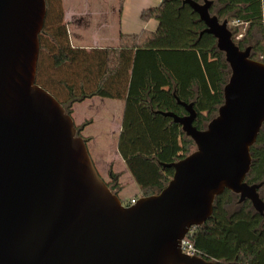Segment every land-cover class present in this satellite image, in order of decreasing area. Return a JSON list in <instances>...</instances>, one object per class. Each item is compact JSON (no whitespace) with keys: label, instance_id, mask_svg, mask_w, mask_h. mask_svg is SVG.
<instances>
[{"label":"water","instance_id":"1","mask_svg":"<svg viewBox=\"0 0 264 264\" xmlns=\"http://www.w3.org/2000/svg\"><path fill=\"white\" fill-rule=\"evenodd\" d=\"M217 39L230 65L224 102L205 129L160 111L196 145L173 163L167 185L126 205L99 174L86 140L61 102L37 83L46 0H0V264H216L183 251L192 227L213 214L225 190L264 215L246 180L264 124V62L233 39L213 0H184Z\"/></svg>","mask_w":264,"mask_h":264},{"label":"trees","instance_id":"2","mask_svg":"<svg viewBox=\"0 0 264 264\" xmlns=\"http://www.w3.org/2000/svg\"><path fill=\"white\" fill-rule=\"evenodd\" d=\"M124 1L120 0L121 9ZM213 2L211 14L247 23L238 45L252 46L256 52L252 57L264 62V43H254V36L264 39V0ZM46 3L37 83L69 113L73 103L94 96L124 100L119 153L141 195L158 193L174 174L173 168L162 163L178 161L196 148L182 126L160 111L187 113L176 94L194 104V125L205 129L224 102L230 65L218 49L217 39L210 33L201 35L206 25L184 0H162L141 12L142 20L159 22L156 31L121 34L117 46L87 50L71 43L63 0ZM238 27L235 29L241 33ZM251 154L246 180L264 182V124ZM116 176L111 174L113 182L107 184L119 194L122 186ZM238 198L230 190L217 196L212 216L203 225L192 227L187 237L203 257L216 264H264V215L250 201L239 202Z\"/></svg>","mask_w":264,"mask_h":264},{"label":"crops","instance_id":"3","mask_svg":"<svg viewBox=\"0 0 264 264\" xmlns=\"http://www.w3.org/2000/svg\"><path fill=\"white\" fill-rule=\"evenodd\" d=\"M161 1L125 0L121 9L120 0H63L64 22L74 47H113L118 45L121 34L156 31L159 22L142 20L141 12ZM124 108L122 99L94 96L73 103L70 114L99 174L106 182H113L111 174H118L115 178L122 186L118 195L129 201L142 195L118 149Z\"/></svg>","mask_w":264,"mask_h":264},{"label":"rangeland","instance_id":"4","mask_svg":"<svg viewBox=\"0 0 264 264\" xmlns=\"http://www.w3.org/2000/svg\"><path fill=\"white\" fill-rule=\"evenodd\" d=\"M64 10H65V8H64ZM230 22V21H229ZM229 27H230V29L232 30V32H233V39L235 40V42L237 43V44H239L240 42H241V40H243V38H244V34L246 33V28H247V26L245 27V25L244 24H241V25H239V27H238V30L239 31H241V33H238L236 30L237 29H235L236 28V26H234L233 24L231 25H229ZM256 34V33H255ZM71 38V37H70ZM257 40H260L261 42H263L264 43V39H263V37L262 36H254V43H256V41ZM71 43H72V41H71ZM72 45H73V43H72ZM245 48V47H244ZM252 55H256V52H255V50L253 49V52H252ZM259 193H260V196H261V198L264 200V188H260L259 189ZM239 199V198H238ZM126 201H127V199L126 200H124V202L126 203ZM234 207H236V205L234 206H232V208L234 209ZM254 208V207H253Z\"/></svg>","mask_w":264,"mask_h":264},{"label":"built area","instance_id":"5","mask_svg":"<svg viewBox=\"0 0 264 264\" xmlns=\"http://www.w3.org/2000/svg\"><path fill=\"white\" fill-rule=\"evenodd\" d=\"M234 25V26H239L241 24H245L247 25L246 22H243V21H240V20H235V21H232V22H229V25ZM139 198L137 197H133L130 199V204H135L137 203ZM129 204V205H130ZM182 248H183V251L190 254V255H201L193 246V243L191 242V240L187 237H186L182 240Z\"/></svg>","mask_w":264,"mask_h":264},{"label":"flooded vegetation","instance_id":"6","mask_svg":"<svg viewBox=\"0 0 264 264\" xmlns=\"http://www.w3.org/2000/svg\"><path fill=\"white\" fill-rule=\"evenodd\" d=\"M232 31V30H231Z\"/></svg>","mask_w":264,"mask_h":264}]
</instances>
